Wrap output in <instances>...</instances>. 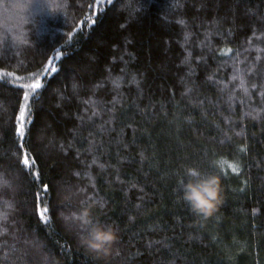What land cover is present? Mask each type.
I'll return each instance as SVG.
<instances>
[{
  "label": "trees",
  "instance_id": "16d2710c",
  "mask_svg": "<svg viewBox=\"0 0 264 264\" xmlns=\"http://www.w3.org/2000/svg\"><path fill=\"white\" fill-rule=\"evenodd\" d=\"M27 3L0 0V264H105L84 211L119 229L109 264H264V0ZM189 168L218 179L207 216L182 198Z\"/></svg>",
  "mask_w": 264,
  "mask_h": 264
},
{
  "label": "clouds",
  "instance_id": "9594fccd",
  "mask_svg": "<svg viewBox=\"0 0 264 264\" xmlns=\"http://www.w3.org/2000/svg\"><path fill=\"white\" fill-rule=\"evenodd\" d=\"M47 12L55 15L61 11L56 0H29L24 8H35L37 12ZM31 15V13H29ZM26 22H30L27 21ZM187 179L181 185L182 198L189 206L198 212L206 210L207 205H216L220 195L218 179L213 174H203L200 170L189 168L186 171ZM80 224L77 225L79 227ZM117 240L115 230L108 225H103L92 221L91 226L86 227V231L79 238V243L95 257L109 264L111 253Z\"/></svg>",
  "mask_w": 264,
  "mask_h": 264
},
{
  "label": "snow or ice",
  "instance_id": "6c2138e0",
  "mask_svg": "<svg viewBox=\"0 0 264 264\" xmlns=\"http://www.w3.org/2000/svg\"><path fill=\"white\" fill-rule=\"evenodd\" d=\"M108 4H112L113 0H107ZM95 20H92L91 23H95ZM52 71L55 72L56 68H52ZM43 83L41 82L40 79L35 80L33 83L31 84H24L21 87L25 88V89H30L31 91H24L23 92V96H22V103H20L19 105V110H18V114L16 116V125H15V136L20 139L21 141H25L28 139V137L30 136V128L27 127V124H29L31 122V104L30 101L34 100L39 94H40V90H42L43 88ZM241 87H244V82L243 80L241 81ZM253 87H255V85H253ZM245 91H247V89H245ZM20 147H24L23 144L20 145ZM23 165L27 168H31L32 165L35 164V160H30L27 153H25L24 157H23V161H22ZM228 167L232 170V172H238L239 168L237 165L235 164H229ZM32 175L34 176L35 179L39 180L40 179V175L39 173H32ZM0 183H2V185L4 187H11V181L3 176H0ZM41 185H42V189H43V194L44 196H47L50 192V187L49 184L46 182H43L41 180ZM219 186V184H218ZM37 199L38 200H42V197L40 195V193H37ZM217 203H219V199L217 201ZM88 205L85 204V208H87ZM37 209H38V215L40 217V221L42 223H49V207L44 204L43 206H41L40 204L37 205ZM215 209V205H207L206 206V210L203 212H198L195 211L194 209H192L194 212H196L197 214L199 213H203L204 216L209 215L212 211H214ZM75 219L81 221L78 229H79V237L82 235V233L84 231H86V227L91 226V222L93 221L92 218L90 217L89 212L84 211L83 214L81 215H75ZM131 219V218H130ZM119 229L117 228L115 230V232H118ZM8 229H5L4 231H0V237H6L8 235ZM121 243V241L119 240L118 236H117V240L115 242L116 245V249L111 253L110 259L111 261H116L118 258L121 257V251L119 250V244Z\"/></svg>",
  "mask_w": 264,
  "mask_h": 264
}]
</instances>
